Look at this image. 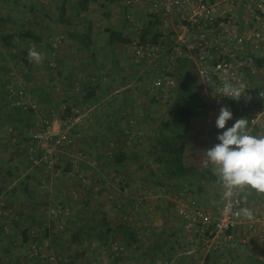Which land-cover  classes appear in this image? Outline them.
Returning a JSON list of instances; mask_svg holds the SVG:
<instances>
[{
    "label": "rangeland",
    "instance_id": "374dc122",
    "mask_svg": "<svg viewBox=\"0 0 264 264\" xmlns=\"http://www.w3.org/2000/svg\"><path fill=\"white\" fill-rule=\"evenodd\" d=\"M62 1L0 0V33H38L42 40L35 44L36 50L45 57L42 64H34L26 47L33 41L21 38L14 50H5L6 60L0 65V264H193L185 255L186 246L181 247L184 220L175 206L179 200L204 202V191L197 192L200 173L186 182L168 181L150 151L160 137V123L170 119L167 111L178 88L173 63L170 59L163 62L162 54L176 58L184 48L168 51L167 44L161 55L135 48V43L144 42L139 41L140 30L133 25L127 31L130 44L106 49V29L124 28L122 17L130 15L140 21L142 30L153 34L154 20L137 2L94 0L85 24L76 31H89L99 48L95 56L88 49L79 52L57 23ZM152 38L145 43L150 44ZM262 55L257 60L263 62ZM110 64L113 70L108 81L115 89L127 81H138L126 90L133 99L131 107H126L128 116L105 130L101 115L105 102L86 100V94L98 80L104 82L103 69ZM159 75L170 81L167 95L159 92L161 99L153 89ZM118 106H109L113 114ZM66 108L68 119L82 115L83 123L67 129L61 122ZM198 112L209 129H199L197 140L222 134L224 130L215 126L219 112ZM46 116L52 117V138L44 139L45 145L29 155L28 142ZM102 127L105 133L100 132ZM120 154L125 160L117 164ZM44 155L47 164L40 160ZM209 190H213L211 185ZM124 224L134 237L130 244L123 242L119 232Z\"/></svg>",
    "mask_w": 264,
    "mask_h": 264
},
{
    "label": "built area",
    "instance_id": "2783aa9c",
    "mask_svg": "<svg viewBox=\"0 0 264 264\" xmlns=\"http://www.w3.org/2000/svg\"><path fill=\"white\" fill-rule=\"evenodd\" d=\"M135 2L151 7L161 27L170 30L162 34L160 43L165 36H170L174 39V49L184 48L188 52L199 72L206 97L212 103L210 110L219 112L221 107L231 110L232 119L226 127H231L236 119L245 118L249 120L250 135L264 136V61L257 60L259 54H263L264 59V0H128L127 4ZM160 43H141L140 49L156 55L164 48ZM140 53L137 51V55ZM167 57L175 68L176 58L170 53ZM168 80L169 77L159 75L154 81L157 99H161L160 91H164V97L167 95ZM236 80L246 85L245 96L239 101L222 94L223 83ZM51 121V116L43 119L42 128L31 137L32 142L38 144L52 138ZM78 121L75 116L63 123L70 129ZM60 139L64 140L65 136ZM199 175L198 185L204 187L205 202L186 204L179 200L175 206L184 220L181 247L186 246L185 255L193 259V264H223L218 256L230 251L238 230L242 246L264 248V202L260 201L264 194L245 191L225 198V189L214 170ZM210 185L213 190H209ZM243 207L254 212V220L234 215Z\"/></svg>",
    "mask_w": 264,
    "mask_h": 264
},
{
    "label": "trees",
    "instance_id": "16d2710c",
    "mask_svg": "<svg viewBox=\"0 0 264 264\" xmlns=\"http://www.w3.org/2000/svg\"><path fill=\"white\" fill-rule=\"evenodd\" d=\"M93 1L94 0H63L59 8L57 23L65 29H71L73 26L71 19L77 17L80 19V22H82L84 19L82 15L89 10ZM111 1L112 0H107V2ZM150 16H152V20H154L153 25L156 26L158 18L153 14ZM106 31L108 34L107 46L111 50L117 46H124L131 43V40L126 37L121 30L108 27ZM152 37L150 41L154 43L158 35ZM21 38L37 43L42 40L38 33L28 30L23 35L3 33L0 35V42L4 47L14 49L15 44L17 45ZM68 38L80 42L84 50H87L90 45L89 34H78L77 31L70 30L68 32ZM141 40L145 43L148 39L141 37L139 41L142 42ZM175 62L176 67L174 70L178 74L177 95L167 111V115L170 119L168 121L163 120L160 123L157 129L160 137L152 143L150 151L154 156V161L159 164L162 175L166 180L172 182H186L191 175L196 174L194 169L184 164V153L190 121L196 110L211 109L212 103L206 97L199 72L186 50L182 51V53L176 57ZM94 96V92H88L86 95L87 98H93ZM65 112L62 115L63 121L67 120L70 116L69 109H66ZM123 160H125L124 155L120 154L115 160V163L118 164ZM9 175H13L12 171H9ZM24 189V192H26V187H24ZM119 232L124 243L130 244L133 241V234L127 224L122 225L119 228ZM25 240L27 239L25 238Z\"/></svg>",
    "mask_w": 264,
    "mask_h": 264
},
{
    "label": "crops",
    "instance_id": "0c3cea01",
    "mask_svg": "<svg viewBox=\"0 0 264 264\" xmlns=\"http://www.w3.org/2000/svg\"><path fill=\"white\" fill-rule=\"evenodd\" d=\"M126 3H128V0H126ZM137 5H139L138 7H140V8H143V9L145 8L147 14H149V15H152L153 14L157 18V16L153 13L152 8L149 7L148 5L142 4V3H138V2H137ZM115 6L118 7V5H115ZM82 16L84 17V19L82 20V22H80V19L77 18V17H73L71 19V21H72L73 24H77L78 25L77 28H76V26H73V28H71V29H63V31L65 33V36L64 37L69 41V43L71 44V46L72 47L75 46L74 48L77 51H79V52H81L82 50L85 51L86 49L84 50V48H83V46H82V44L80 42H78L76 40H70L68 38V32L70 30L76 31L78 28H80L81 26H83L85 24V22H86V19H85L86 18L85 17L86 16V13H84ZM75 19H76V21H74ZM148 21H149V19H148ZM139 22L140 21H138V20H133L132 17H130V15H126V16L122 17V21H121V23L124 24L125 27L124 28L122 27L119 30H121V31L124 32V30L126 29V32H127L128 29H131L133 25L134 26L135 25L141 26L139 24ZM151 23L152 22L150 20L149 21V24H151ZM156 23H157V25L154 27V29H155V33L154 34L152 33V30H148L146 28H145L146 29L145 30L143 28V30L141 29L142 31L140 30V32H139L140 33L139 37L140 38L141 37L149 38V37H152L154 35L155 36L158 35V38H157L156 41H154V43L155 44L160 43L159 40H160L162 34L163 33H168V32H170V30L167 29V28L161 27V24H160L159 20H157ZM74 28H76V29H74ZM77 33L78 34H90L89 31H77ZM2 34H3V32L0 33V35H2ZM107 35L108 34H106V36ZM124 35L126 37H128V38H131L130 35H128V32L126 34L124 33ZM89 36H90V41H89L90 45L88 47V50H90V54L91 55L95 56V54L97 53L99 47H97L96 43H94L91 34ZM170 38H171V41H169ZM172 39H173V37L165 36V40L166 41L164 40L163 42L160 43L161 47H166V45L169 44V46L166 49L168 51L174 49V46H171L170 47V45L173 43ZM168 41H169V43H168ZM19 43L21 44V42H18L17 44H19ZM35 44L37 46L39 45V43H37V42L34 43V41H33V42H30L29 45L26 46V47L28 48V50L30 48H32L33 46H35V48H36V45ZM51 44L52 43H50V45ZM104 45H105V47L107 49L108 48V46H107V37H106V40H105ZM135 45H138V46H135V48H140V45L141 44L135 43ZM125 46L126 45H124V47ZM15 48H16V44H15ZM7 49H9L10 52H11V49L14 50L13 48H6V47H4L2 45V43L0 42V55L2 54L0 56V65L3 64V63H5V60L6 59H5L4 56L7 55L6 52H5V50H7ZM174 51L176 52V49H174L173 52ZM162 53H164V52H162ZM159 54H156V55H159ZM162 56H163V58H166V56L164 54H162ZM156 57L157 56H154L153 59L156 60V62L160 63L159 62V59H157ZM167 59H169V58L167 57L166 59H162V61L163 62H166ZM109 66L111 68H109ZM99 67H101V64H99ZM174 69L175 68H173L172 70H174ZM103 70L105 71L104 72V76H103L104 82L101 81V79L96 82V79H94L96 83L94 84V88L91 89V90H89V92H94V95L95 96L93 98H87L86 97V100H91V101H95V102L102 100V101L105 102L104 105H103V107H102V112L103 113L101 115L104 117V120H103L104 121V129L105 130H107V129L110 130V129L113 128V126L116 127V125H118V123H119V121L121 119L126 118L128 116L129 113L126 110L128 108H126V107H131V104H132L131 101H133V99H131V95H129V92L126 91V90H128L130 88L129 86H131L136 81H138V79L136 81H132V82H128L127 81L124 84H122L119 89H117V88L115 89V87H112L111 84H110L111 83V80L108 81L109 76H110V74L112 73V70H113V64L108 65ZM0 87H3V82L2 81L0 83ZM112 88H114L113 93H109L110 90H112ZM99 97H102V98L105 97V98L104 99H102V98L100 99ZM0 98H1V96H0ZM114 100H115V103L112 102ZM91 101H88V102H91ZM77 103L78 102H76L75 104H77ZM116 103H118V105H119L118 107L119 108H118V111L116 112V114L115 113L113 114L114 111H113V109L109 108V106H112L113 104H116ZM73 110H74V107H73ZM76 111H78V109ZM198 111L199 110H196L193 113V115H192V118H191V121H190L189 130H188V133H187L188 141H186V148H185V153H184V164H185V166H188V167L194 169L196 171V174L202 173V172H204L206 170H214V166L207 159L206 151L209 148H211L212 146H214L217 143H219V141L217 140V136L221 134V133H219V134H217V133H211L210 135L207 134L204 137L198 138L200 141L197 140L196 137L198 135V130L199 129H201L202 127L203 128H206L205 130H208L209 129V127L204 126L203 123L200 121V116L201 115H199V112ZM76 117L79 119V121H78L79 124H82L84 117L82 115L81 116H78L77 115ZM53 119H54V117H53ZM61 122L63 123L64 121L61 119ZM210 127L213 128L214 126L212 125ZM104 129L102 127V129H100V132L105 133V131H103ZM41 145L42 146L45 145L44 144V141L41 142V143L36 144V143H34V142H32L30 140L28 142L27 149H26L27 154L30 155L31 152L32 153L33 152L35 153V151L37 150V147H42ZM200 150H203V151H200ZM45 157H46V155H44L40 160L43 161V162H45V164H47L48 163V157H46V158ZM45 159H46V161H45ZM30 160L34 164H37L38 163L37 161L33 160L32 158H30ZM198 186H199L198 187L199 190L197 189V192L199 191L200 194H201V192L204 191V189H203L204 187L203 186H200V185H198ZM197 192H196L195 195H197V197H200V196H198L199 194ZM201 197H202V195H201ZM260 201L264 202V195L261 196ZM204 202H205V199H204ZM181 230H182V227H181ZM240 232H241L240 230L235 231L234 238L232 240V242H233L232 247H231V249H230L229 252H226L225 253V255H228V256H222V255L218 256L219 259L220 258H224V260L222 261V263L223 264H242V262H241L242 259L245 260V261L251 260L254 263L264 262V248H262V246L260 248H259V246H257L254 249H250L247 246H242L239 243V234H240ZM237 248H239V249L237 250ZM244 248H247V249H244ZM249 256H251V257H249Z\"/></svg>",
    "mask_w": 264,
    "mask_h": 264
},
{
    "label": "clouds",
    "instance_id": "9594fccd",
    "mask_svg": "<svg viewBox=\"0 0 264 264\" xmlns=\"http://www.w3.org/2000/svg\"><path fill=\"white\" fill-rule=\"evenodd\" d=\"M27 56L37 65L42 64L45 58L35 46L28 50ZM245 90L246 85L240 80L225 81L222 85L223 96L234 101L244 97ZM231 119V110L221 107L215 126L217 130L224 131L217 136L219 143L206 151L208 161L214 166V175L225 189V198L245 191L264 194V136L250 135L249 120L245 118L236 119L231 127L226 128ZM228 210H231V205ZM234 215L243 216L248 221L255 218L254 212L247 207L241 208Z\"/></svg>",
    "mask_w": 264,
    "mask_h": 264
}]
</instances>
